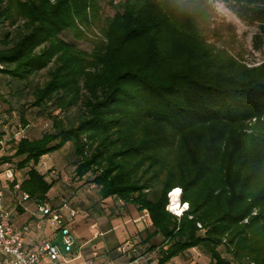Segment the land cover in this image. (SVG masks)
I'll return each instance as SVG.
<instances>
[{"label": "trees", "instance_id": "obj_1", "mask_svg": "<svg viewBox=\"0 0 264 264\" xmlns=\"http://www.w3.org/2000/svg\"><path fill=\"white\" fill-rule=\"evenodd\" d=\"M102 1L0 0V103H19L20 132L48 127L11 138L0 165L16 162L22 194L40 204L56 184L43 159L59 154L101 201L148 211L142 243L157 264L194 249L209 264H264V65L177 55L191 0H107L122 12L91 52L61 37L87 38ZM223 1L257 28L252 48L263 51L264 0ZM176 188L181 216L167 209Z\"/></svg>", "mask_w": 264, "mask_h": 264}, {"label": "rangeland", "instance_id": "obj_2", "mask_svg": "<svg viewBox=\"0 0 264 264\" xmlns=\"http://www.w3.org/2000/svg\"><path fill=\"white\" fill-rule=\"evenodd\" d=\"M229 4L230 3L223 0H191L190 6L185 9V15L188 16V18H186L188 19L187 23L184 24L187 35L182 36L179 43L174 45L176 54L183 57L194 54H202L205 56L211 53L214 55L228 54L229 56L235 57L246 66L264 65V49L261 52H257L252 48V37L257 28L243 22ZM115 8L122 12L119 7L108 4L107 0L102 1L97 14L100 19L97 23L92 20L91 27L85 29L84 33L87 38L84 40L75 38L74 34L69 30L65 31L61 37L67 42L75 44L80 49L91 52L93 50V45L90 41L103 38V34L99 28L102 27L108 19L114 17L116 13ZM38 80H41V78H38ZM1 92L3 94L7 93L4 89ZM18 109L19 103L15 99L11 108L10 105L6 103H0V133L2 132L0 134V157L11 152V138L28 135L32 136L33 134L40 136L41 133L48 128L45 120H38L32 123V131H30L31 128L28 127L20 132V129L16 127V119L19 117ZM13 111L16 112V116L12 115ZM53 159L54 161L50 163V165L48 161L47 165L43 164L41 169L43 172L49 173L48 177L50 181L53 180L56 182L54 188L50 192L51 198L57 201L65 198L69 200L73 198V193L75 191L81 194L77 204L83 208L89 206L86 211L87 215L82 214V211L84 213L82 209L81 215L77 216L75 220L76 222L69 225L77 240L78 246L89 241L96 234L91 246L118 248V245H126L129 239L128 231L135 228L138 224L135 225L132 221L129 224H125L124 221L126 220L117 217L109 219L110 216L114 215L113 213L115 211L124 212L125 205L120 208L118 206L120 202L113 198L101 201L93 185L84 186L82 183L73 179L74 169L70 166H65L59 154L53 155ZM16 168V162L5 163L0 165V173L6 171L14 173ZM19 178L22 179V176L20 175ZM5 184L6 177L2 174L0 176V187H5ZM174 190L169 193V205L167 209L170 213L181 216L188 207L184 209L182 213L173 209L170 194ZM179 202L183 207L185 203L182 202V191ZM30 206V211L33 212L37 210V206L34 203H31ZM170 208H172L173 212L170 211ZM18 216L19 214L13 211L12 221L14 222L15 218ZM116 226L117 228L114 229ZM101 232L103 233L102 235L100 234ZM57 239L64 258H66V260L72 259L76 253L75 249L73 253L65 252L64 246L61 243L60 233H57ZM138 244L140 243H137V245ZM80 254L82 255V259L77 261V263L82 264L85 261V253L80 251ZM195 256L197 257V255ZM197 259L200 260L198 264H207L206 256L203 255L197 257Z\"/></svg>", "mask_w": 264, "mask_h": 264}, {"label": "built area", "instance_id": "obj_3", "mask_svg": "<svg viewBox=\"0 0 264 264\" xmlns=\"http://www.w3.org/2000/svg\"><path fill=\"white\" fill-rule=\"evenodd\" d=\"M12 115L15 116V113ZM10 172V171H9ZM8 179L13 178V174H7ZM16 188L19 190L20 185ZM23 200H28L29 195L22 194ZM6 192L0 188V264H80L81 256H74L66 260L58 244L41 241L34 249L25 246V239L33 228L42 230L44 225L49 224L52 230L61 235V243L64 251L73 253L76 246V239L71 231L69 222L74 220L80 213L79 210L71 206L68 199H63L61 206L53 207L49 201H44L38 205L43 218L32 226L27 224L22 228H15L11 220V212L6 206ZM170 211L173 212L172 208ZM141 218L150 221L147 210L142 212ZM126 262L122 264H153L151 262L152 252L142 245H133L124 251ZM82 264H95L93 261H84ZM105 264H120L109 261Z\"/></svg>", "mask_w": 264, "mask_h": 264}, {"label": "crops", "instance_id": "obj_4", "mask_svg": "<svg viewBox=\"0 0 264 264\" xmlns=\"http://www.w3.org/2000/svg\"><path fill=\"white\" fill-rule=\"evenodd\" d=\"M43 160H44V165L45 164L47 165L48 161H49V165H50V163H52L54 161L52 155L44 157ZM6 172L0 173V176L2 174H4L6 177L5 187H0V188L4 189L6 192L5 203H6L7 208L11 212V220H12V212L13 211L19 214V216L17 218H15V221L14 222L12 221V224L14 225L15 228H18V229L22 228L23 226H25L27 224H30V225L35 227L36 224L43 218L42 213L38 209L39 203H37L35 201L32 202L30 200H23L22 199L21 190L20 189L18 190L16 188V186L20 185V183L22 181V179L19 178L20 175L23 177V175L21 173H12L13 176L15 178H17L19 181V184H17L15 187H13L12 186L13 180L8 179V177H7V174L10 175L11 172H9V171H6ZM48 179H49V177H48ZM80 195L81 194H79L78 192L73 195V198L70 199L71 206L74 209H77L80 211L79 215H81L82 209L84 210V213L82 211V214L87 215L86 211L88 210L89 206H85L84 207L85 209H84L83 207H80V205L77 204ZM48 201L55 208L61 206V202H62V200L57 201V200L52 199L51 196H50V199ZM31 203H34L37 206L38 211L37 210L33 211V212L30 211ZM124 205H125V211L124 212L115 211L113 213L114 215L110 216L109 219H111L112 217H117L119 219L126 220V221H124L125 224H129L132 221L135 225L136 224L139 225V226L136 225L135 228H132L130 231H128L129 239L126 242V245H123V246L118 245L119 247L118 246L117 247L119 249L113 253H110V251H112L116 247L115 248H111V247L107 248L105 246H103V247L91 246L92 243L94 242L96 235H97L96 234L94 237H92L89 241L85 242L81 246H78L77 240H76L75 256L79 255V256H81V259H82V255L80 254V251H83L85 253V261H88V260L93 261L95 264H105L109 261H114L116 263L122 264V263L126 262V257H125V255H123L124 251L128 250L131 246L137 245V243H140L139 245H142L145 248L149 249L148 247L150 246V243H142V242H143V240H145L147 238V234H148V232L152 226V221L151 220L150 221H148V220L144 221L141 218L142 212H139L138 209L133 205H127V204H124L122 201H120V204L118 206L120 208H122ZM76 218L74 220L70 221L69 225L76 222L75 221ZM115 228H117V226L114 227V229ZM100 234L102 235L103 233L101 232ZM44 240L58 244L57 233L52 230V228L50 227L49 224L44 225L42 230H38L36 228H33V230L30 233H28L26 236L25 246L28 249H34L41 241H44ZM157 241H161V238L160 237L157 238ZM149 251L152 252L151 262L153 264H157L158 258H159V252L155 249L149 250ZM191 254H192L191 255L192 258L189 260H185L182 258H175L169 264H198L200 262V260L197 259V257H201L203 255L196 249L191 251ZM195 255H197V257ZM206 259H207V264H209V259L207 257H206Z\"/></svg>", "mask_w": 264, "mask_h": 264}, {"label": "bare ground", "instance_id": "obj_5", "mask_svg": "<svg viewBox=\"0 0 264 264\" xmlns=\"http://www.w3.org/2000/svg\"><path fill=\"white\" fill-rule=\"evenodd\" d=\"M174 194H175V191H173L170 194V198H171V201H172L173 209L176 210L179 213H182L185 208L182 207V205H180V202H179V197H180L181 192L178 195H174Z\"/></svg>", "mask_w": 264, "mask_h": 264}, {"label": "clouds", "instance_id": "obj_6", "mask_svg": "<svg viewBox=\"0 0 264 264\" xmlns=\"http://www.w3.org/2000/svg\"><path fill=\"white\" fill-rule=\"evenodd\" d=\"M174 191H175V193H177V192L180 193L182 190L179 189V188H177V189H175ZM183 207L186 209V208L188 207V204L185 203Z\"/></svg>", "mask_w": 264, "mask_h": 264}, {"label": "snow or ice", "instance_id": "obj_7", "mask_svg": "<svg viewBox=\"0 0 264 264\" xmlns=\"http://www.w3.org/2000/svg\"><path fill=\"white\" fill-rule=\"evenodd\" d=\"M179 193L177 192V193H175L174 195H178Z\"/></svg>", "mask_w": 264, "mask_h": 264}]
</instances>
